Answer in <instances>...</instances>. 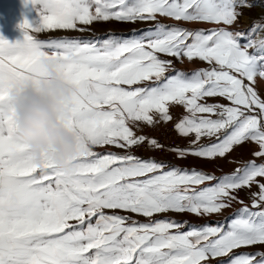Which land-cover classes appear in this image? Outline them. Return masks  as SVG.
<instances>
[{"label":"snow or ice","instance_id":"snow-or-ice-1","mask_svg":"<svg viewBox=\"0 0 264 264\" xmlns=\"http://www.w3.org/2000/svg\"><path fill=\"white\" fill-rule=\"evenodd\" d=\"M24 2L35 16L19 25L22 39L0 36V264H219L222 257L225 264H264V250L236 251L264 249V98L256 90L257 78L264 80V36L256 39L264 21L232 27L254 5ZM110 20L152 26L137 38L38 36L86 32L84 26ZM185 61L206 67L176 68ZM50 71L71 90L56 115L76 140L64 168L50 151L35 159L17 132L14 93L46 82ZM213 97L227 103H208ZM174 107L183 109L173 127L188 140L185 147H166L143 131L172 122ZM244 143L257 145L253 159L219 177L133 153L147 146L177 159L215 160ZM246 188L250 205L238 197ZM233 203L240 207L215 226L183 230L184 223L157 218L169 212L210 215Z\"/></svg>","mask_w":264,"mask_h":264},{"label":"rangeland","instance_id":"rangeland-1","mask_svg":"<svg viewBox=\"0 0 264 264\" xmlns=\"http://www.w3.org/2000/svg\"><path fill=\"white\" fill-rule=\"evenodd\" d=\"M249 3H252L253 7H245L243 9V15L240 16L237 23H235L232 27L235 29H247L253 22H261L264 21V0H249ZM35 13L30 11V6H26L24 0H0V36H3L9 42H14L22 39V32L19 28V25L22 21L27 19L34 18ZM161 22L166 24L178 23L167 18L158 17ZM152 26V22L148 21H137V22H119L115 20L110 21H101L94 22L89 26H84L89 29L86 32H78L72 30H51L41 34H38L40 39H57V38H77L83 37L87 38H100L103 39L109 34H112L117 37L122 38H137L139 35L144 34L150 27ZM183 26L188 28H208L212 27V25L207 24H184ZM261 36H264V32L258 33L256 39H259ZM166 59H173L171 57H165ZM177 69H181L186 72H191L197 68L206 67V65L199 61H194L189 63L185 61L184 63L176 62L175 64ZM256 90L261 98H264V80L257 78L256 81ZM213 98H207L208 102H212ZM181 109L183 113V109ZM243 153H248L246 148V143L240 145ZM107 149H100V151H106ZM112 151H121L120 149L111 148ZM258 150V149H257ZM256 150V151H257ZM164 154V153H163ZM162 156V155H161ZM158 158H160L158 156ZM259 160H257L258 162ZM259 163V162H258ZM248 195V196H247ZM245 195L244 191H241L242 200L245 203L250 205L249 194ZM247 196V197H246ZM234 207L231 211H226L224 214H210L204 216H196L194 214L184 212V213H176L169 212L166 214H160L157 218L168 217L170 219L176 220L178 222L184 223L186 228L183 230H188L193 227H200L203 225L215 226L216 224H222L225 222L226 218H231L235 211L239 208ZM128 215V214H126ZM132 215L133 219L139 220L143 222L146 218L142 216ZM261 251L264 250L260 248V246H256L255 248L249 249H238L237 252L244 251ZM227 258H218L219 264H225ZM216 261H211L210 264H213Z\"/></svg>","mask_w":264,"mask_h":264},{"label":"clouds","instance_id":"clouds-1","mask_svg":"<svg viewBox=\"0 0 264 264\" xmlns=\"http://www.w3.org/2000/svg\"><path fill=\"white\" fill-rule=\"evenodd\" d=\"M70 91L62 79L50 71L46 82L29 83L24 91L14 93L18 134L29 145L35 159L50 151L61 168L67 167L76 145L75 137L56 119L62 110L61 101L67 99Z\"/></svg>","mask_w":264,"mask_h":264},{"label":"crops","instance_id":"crops-1","mask_svg":"<svg viewBox=\"0 0 264 264\" xmlns=\"http://www.w3.org/2000/svg\"><path fill=\"white\" fill-rule=\"evenodd\" d=\"M208 103H227V101H224L222 98L216 97L213 99L212 102ZM207 142V141H205ZM188 143V140L186 138L181 139L178 145L175 147H185ZM241 146L235 147V149L230 152L225 158H217L215 160H205L200 159L193 156H188L185 159H177L174 153L166 151L160 158H157L158 161H164L166 164L182 167L186 169H198L203 170L207 173L214 174L215 176L219 177L224 174H228L233 172L237 167L241 166L242 162L248 161L253 159L252 153L258 149L257 145L254 143H246V148L248 150V153H243V151L240 149ZM230 161H236L235 163ZM258 162H261L260 160ZM244 191V194H249V189H242ZM238 192L239 199L242 200L241 197V191ZM256 187L253 186L251 191H256ZM248 196V195H247ZM246 196V197H247ZM240 206L237 203H233V205L229 208H226L222 210V212L217 214H224L226 211H231L232 208ZM216 214V213H214ZM129 215V214H128ZM213 264H217V261Z\"/></svg>","mask_w":264,"mask_h":264},{"label":"built area","instance_id":"built-area-1","mask_svg":"<svg viewBox=\"0 0 264 264\" xmlns=\"http://www.w3.org/2000/svg\"><path fill=\"white\" fill-rule=\"evenodd\" d=\"M182 114L181 109L174 107L172 109L173 121L167 124L159 123L154 128L144 127L143 131L144 134L156 138L161 144L165 145L166 147H175L179 144L182 137L177 134L174 130L173 124L180 118ZM165 151H153L147 148V146H141L139 148L133 149V153L136 156L142 158H154L157 159L158 156L160 157L163 155Z\"/></svg>","mask_w":264,"mask_h":264}]
</instances>
